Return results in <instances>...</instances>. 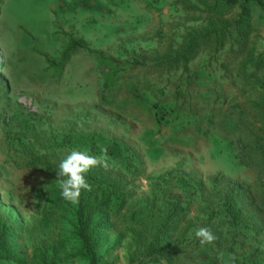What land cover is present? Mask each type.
<instances>
[{"label":"rangeland","instance_id":"rangeland-1","mask_svg":"<svg viewBox=\"0 0 264 264\" xmlns=\"http://www.w3.org/2000/svg\"><path fill=\"white\" fill-rule=\"evenodd\" d=\"M248 11L244 38L229 26L183 57L207 31L198 0H0V215L14 257L0 264H38L34 251L70 233L58 165L98 146L108 166L92 169L114 182L98 264H136L133 237L175 204L179 250L156 264H264V11ZM70 250L53 251L57 264H89Z\"/></svg>","mask_w":264,"mask_h":264},{"label":"trees","instance_id":"trees-1","mask_svg":"<svg viewBox=\"0 0 264 264\" xmlns=\"http://www.w3.org/2000/svg\"><path fill=\"white\" fill-rule=\"evenodd\" d=\"M198 2L205 5L210 13L207 31L203 35H194L178 56H193L194 49L200 42L212 38L217 39L216 46L218 47L226 34L231 31L228 29L229 26H232L231 29L235 31L237 37L244 38L246 33L245 24L250 6L255 4L264 11V0H198ZM236 7L239 8L238 16L233 22L228 23L224 17L231 14ZM73 42L76 43V46H82L75 39ZM183 63H186V58H184ZM86 180L91 185V191L82 190L79 203L74 205L72 230L69 234L59 235L58 239L45 244L41 253H35L34 251V254L39 259L36 257L38 264H57L58 255L53 251H56L59 247L61 249L66 241L71 244L70 253L75 250V253L84 256L89 264H98L95 248L100 245V232L105 229L103 221L108 216L112 205L111 193L114 190H109L108 188L114 182L109 176L105 174L100 176L93 169L86 174ZM225 203L226 210L234 216V202L230 195L227 196ZM181 210L180 204H175L165 220L158 224L154 231H149L148 234L141 232V234L133 237V242L135 244L140 243V247L131 262L136 261V264H156L160 258H170L173 255L172 253H176L179 250L178 244L170 246V239L167 237L168 231L166 230L170 228L167 222L178 215ZM7 221L8 219L0 215V261L14 259L9 251L13 243L7 232ZM141 226L143 230H147L143 223ZM48 250L50 251L48 252ZM75 253L71 254L74 255Z\"/></svg>","mask_w":264,"mask_h":264},{"label":"clouds","instance_id":"clouds-1","mask_svg":"<svg viewBox=\"0 0 264 264\" xmlns=\"http://www.w3.org/2000/svg\"><path fill=\"white\" fill-rule=\"evenodd\" d=\"M100 155L91 156L86 151H71L58 165L57 181L62 198L72 204L79 203L82 190L91 191V185L86 180V174L97 166H108V148L98 146ZM195 237L203 246L211 244L216 239L210 229L201 227L195 231ZM223 259V254L219 257Z\"/></svg>","mask_w":264,"mask_h":264}]
</instances>
